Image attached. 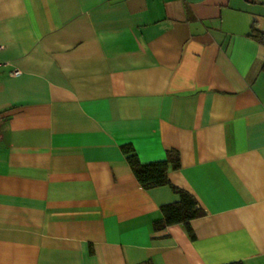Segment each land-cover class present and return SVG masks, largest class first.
<instances>
[{"label": "crops", "instance_id": "obj_1", "mask_svg": "<svg viewBox=\"0 0 264 264\" xmlns=\"http://www.w3.org/2000/svg\"><path fill=\"white\" fill-rule=\"evenodd\" d=\"M253 26L264 0H0V264H264ZM125 144L180 152L193 234L156 226L180 194L145 188Z\"/></svg>", "mask_w": 264, "mask_h": 264}, {"label": "trees", "instance_id": "obj_2", "mask_svg": "<svg viewBox=\"0 0 264 264\" xmlns=\"http://www.w3.org/2000/svg\"><path fill=\"white\" fill-rule=\"evenodd\" d=\"M250 35L264 44V30L253 26ZM264 68V64H263ZM127 161L131 165L137 179L145 188H152L159 185L170 184L180 194L177 201L163 204L161 209L163 217L156 221L157 227H164L169 224L183 222L191 234H193L191 220L206 213V210L199 203L196 195L184 188L177 187L171 183L169 168L180 166V152L171 148L167 150V158L143 162L132 144L123 145ZM194 236V235H193ZM136 264H154L151 259H145ZM229 264H243L233 262Z\"/></svg>", "mask_w": 264, "mask_h": 264}, {"label": "built area", "instance_id": "obj_3", "mask_svg": "<svg viewBox=\"0 0 264 264\" xmlns=\"http://www.w3.org/2000/svg\"><path fill=\"white\" fill-rule=\"evenodd\" d=\"M2 47V45L0 44V48ZM22 72V70L20 68H15L13 71H12V74H20Z\"/></svg>", "mask_w": 264, "mask_h": 264}]
</instances>
